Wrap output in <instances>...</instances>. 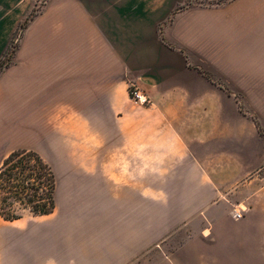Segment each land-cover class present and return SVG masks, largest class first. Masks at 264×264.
Returning a JSON list of instances; mask_svg holds the SVG:
<instances>
[{
	"label": "crops",
	"instance_id": "0c3cea01",
	"mask_svg": "<svg viewBox=\"0 0 264 264\" xmlns=\"http://www.w3.org/2000/svg\"><path fill=\"white\" fill-rule=\"evenodd\" d=\"M262 1L0 0V164L30 110L57 178L0 264H264Z\"/></svg>",
	"mask_w": 264,
	"mask_h": 264
},
{
	"label": "trees",
	"instance_id": "16d2710c",
	"mask_svg": "<svg viewBox=\"0 0 264 264\" xmlns=\"http://www.w3.org/2000/svg\"><path fill=\"white\" fill-rule=\"evenodd\" d=\"M56 189L55 172L39 153L16 150L0 164V215L15 221L25 211L34 216L52 214L56 209Z\"/></svg>",
	"mask_w": 264,
	"mask_h": 264
},
{
	"label": "rangeland",
	"instance_id": "374dc122",
	"mask_svg": "<svg viewBox=\"0 0 264 264\" xmlns=\"http://www.w3.org/2000/svg\"><path fill=\"white\" fill-rule=\"evenodd\" d=\"M262 3H264V1H262ZM36 11V9H35ZM32 17V15H29V18L26 19L19 27V29L17 30L10 47V50L4 55V57L1 59L0 61V74H2L3 72L9 71V70H15V71H19L22 70L24 68V66H28L30 65L29 63H25L22 61V56H26L30 54V50H24L23 45L25 42V39L28 38V34H29V27H30V18ZM24 26H26L24 28ZM30 49V48H29ZM29 90L31 91V88H29ZM28 91V90H27ZM25 94L26 93V89H25ZM26 111H30V110H25V117H24V121H25V125L23 127V136L21 137L20 135L17 136V140L16 142H14V144L11 143V140H14V135L9 134L8 138H9V148H15V147H19L20 149H25V148H32V147H36V151H38L45 159H48V150H47V146H46V139H47V135L44 134H40L39 138L37 137L34 141H33V137L31 136V134L28 133L29 128L26 125V121L27 119L30 118V114H28V112ZM41 122V121H40ZM15 129V127H9L8 128V132H12ZM17 131L20 132V128L16 127ZM14 137V138H13ZM37 139H40L39 142H37ZM19 143H18V142ZM18 143V144H17ZM33 143H35V145L33 146ZM2 157L4 155V153H1ZM262 173L264 174V168L262 170ZM235 211H239L238 209H235ZM34 215L31 214L29 211H25L23 212L22 218H24L25 220H32V217Z\"/></svg>",
	"mask_w": 264,
	"mask_h": 264
},
{
	"label": "built area",
	"instance_id": "2783aa9c",
	"mask_svg": "<svg viewBox=\"0 0 264 264\" xmlns=\"http://www.w3.org/2000/svg\"><path fill=\"white\" fill-rule=\"evenodd\" d=\"M131 96L133 99L139 102H141L144 99V96L138 90H131ZM233 215L236 220H239L242 218V212L240 211H235Z\"/></svg>",
	"mask_w": 264,
	"mask_h": 264
}]
</instances>
